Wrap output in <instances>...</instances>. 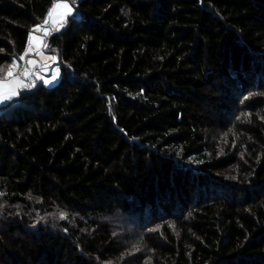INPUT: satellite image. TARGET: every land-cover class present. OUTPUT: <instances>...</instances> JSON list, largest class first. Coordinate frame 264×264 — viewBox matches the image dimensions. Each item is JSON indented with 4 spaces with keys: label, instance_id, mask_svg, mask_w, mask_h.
Masks as SVG:
<instances>
[{
    "label": "trees",
    "instance_id": "1",
    "mask_svg": "<svg viewBox=\"0 0 264 264\" xmlns=\"http://www.w3.org/2000/svg\"><path fill=\"white\" fill-rule=\"evenodd\" d=\"M54 1L0 0L5 71ZM70 1L57 82L0 107V264H264V0Z\"/></svg>",
    "mask_w": 264,
    "mask_h": 264
},
{
    "label": "rangeland",
    "instance_id": "2",
    "mask_svg": "<svg viewBox=\"0 0 264 264\" xmlns=\"http://www.w3.org/2000/svg\"><path fill=\"white\" fill-rule=\"evenodd\" d=\"M69 2L72 3L70 0H69ZM54 3H56V0L52 3L51 7L49 8V11L52 9ZM49 11H48V13H49ZM48 13H47L45 18L40 23H38L35 26H33L34 27V28H32L33 31H34V29L36 28L37 25L41 26L42 31L45 28H48V29L50 28L53 32L56 31V30H59L63 26L65 21L62 22V25L59 24V23L58 24H53L52 20L48 19ZM76 14H78V12L76 11V8L74 6L73 7V15L72 16H78ZM46 19H48V23L47 24H45V20ZM40 32L41 31H39L38 33H40ZM47 35H45V39L43 40L40 48H43V50L45 51V52L44 51L43 52L46 53V54H49L50 57H52L51 53L47 50V48L43 47V45H46ZM21 54L24 55L25 54V50ZM19 56L17 57V59H15V61L19 60ZM35 59L37 61V64H36V67L33 70V74L30 75L25 81L26 83H32L33 86L30 87V88H24V89H21V90L32 89L37 84L43 82V79L45 80V78L50 79V78L53 77V74H51L49 77H44V75L41 74L42 69H43V71L45 70L46 72H48L47 68H44V65L45 64L48 65L47 63H49V62L40 63L39 58H38L37 55H36ZM27 60H31V55H26L25 56V61H20L19 60L20 66L21 67H25V62ZM50 60L51 61L55 60V62H57L56 58L54 60H52V59H50ZM54 65L56 66L57 64L55 63ZM48 67H49V65H48ZM7 69H8V67L6 68V71H7ZM20 69H23V68L18 67L17 69H15V71L17 72ZM56 73L58 74V77H59V69L58 68H57V72ZM37 77H41V78H37ZM33 209H35L36 215L34 216L32 214L31 217H30L31 220L28 219L30 221L28 223V225H30L32 227L37 224L36 222H42L43 225L54 226V228H51V230L54 231V230H57L56 225H57V222L59 221V219H63V218H61L62 214H63L64 217H66L65 212L64 213H62L61 211L58 212V210L56 211L55 209H54L55 211L54 210H50L49 212H45L44 214L37 207H34ZM22 210H24V209L21 208V207L20 208L19 207H14V212L19 214L20 216H21ZM3 212H4L3 218L6 221V219H9L8 211L3 209ZM41 215L43 217H41ZM111 219H113V220H111ZM111 219L101 220V222H103L105 224L107 223L108 224V228L110 229V231H112L115 234V236L119 237L121 234L127 235V237L123 240V243H124V245H127L128 248L132 247L133 251H131L129 255H131V256L132 255L139 256L141 258V256L144 253L145 249L143 247H141V246H138L136 244V242L138 241L137 239H138L139 234H141V231H145V229L147 227L143 226L142 228H140L139 226H136L137 223H138L137 218L136 217H128V216H126L124 214H121V215L117 214V215L113 216ZM3 230H5V226L3 224V221L0 220V233H1V235L4 236L7 233H4ZM115 232H119V233H115ZM13 236L17 237L16 235H13ZM134 259H135V257H134Z\"/></svg>",
    "mask_w": 264,
    "mask_h": 264
},
{
    "label": "snow or ice",
    "instance_id": "3",
    "mask_svg": "<svg viewBox=\"0 0 264 264\" xmlns=\"http://www.w3.org/2000/svg\"><path fill=\"white\" fill-rule=\"evenodd\" d=\"M74 3H70L69 0H56V3L53 4L52 9L48 13V19H51L53 24H61L65 21L66 17L73 15ZM48 19L45 20V24L48 23ZM34 31H41V26L37 25ZM45 35L48 34V30L44 29ZM39 45L40 41L37 37L33 36L30 33L28 47L26 48L25 54L19 57L20 61H25V56L29 52H34L37 56L43 57V52L39 48L34 47ZM47 47V45H43ZM44 59H52L55 57H47ZM37 62L34 60H27L25 62V67L16 72L15 69L19 67L18 63L14 60L12 64L8 66L7 71L3 67H0V104H4L8 101H12L16 97L21 89L30 88L33 86L32 83H26V79L33 74V70L36 67ZM41 78V77H37ZM48 81L45 80V83ZM61 218H65L62 214Z\"/></svg>",
    "mask_w": 264,
    "mask_h": 264
},
{
    "label": "crops",
    "instance_id": "4",
    "mask_svg": "<svg viewBox=\"0 0 264 264\" xmlns=\"http://www.w3.org/2000/svg\"><path fill=\"white\" fill-rule=\"evenodd\" d=\"M34 28V27H33ZM45 29H47L48 30V33L50 32V31H52L50 28L48 29V28H45ZM33 36H35V37H37L38 39H39V41H40V44L39 45H35L34 44V47H37V48H39V50L40 51H44L43 50V48H40V46H41V44H42V42H43V40L45 39V33H44V30L42 31V29H41V32L40 33H38V32H36V31H31L30 32ZM29 36H30V34H29ZM28 43H29V39H28ZM28 43H27V46H26V48L28 47ZM26 48H25V51H26ZM45 52V51H44ZM43 52V57L44 58H47V57H50V55L49 54H46V53H44ZM21 55H23V54H21ZM20 55V56H21ZM28 55H31V60H34V61H36V59H35V57H36V54L34 53V52H29L28 53ZM19 56V57H20ZM38 58H39V61H40V63H47V62H49V63H47L48 65H49V67H48V65H44V68H47V70H48V72H46L45 70V72L43 71V69H42V72H41V74L42 75H44V77H49L51 74H53V77L52 78H50V79H47V78H45V80H47L48 82L47 83H45V80L43 79V82L46 84V85H52V84H54L55 82H57V80H58V74L56 73L57 72V68H58V66L56 65H54L56 62H55V60L54 61H51L50 59H44V58H42V57H40V56H38ZM16 62L18 63V65H19V67L20 68H24V67H21L20 66V62H19V60H16ZM37 62V61H36ZM55 62V63H54ZM22 69H20L19 71H21ZM19 71H17V72H19ZM7 103V102H6ZM6 103H4V104H0V107H2V106H4Z\"/></svg>",
    "mask_w": 264,
    "mask_h": 264
}]
</instances>
